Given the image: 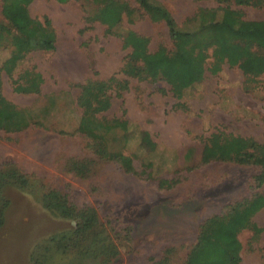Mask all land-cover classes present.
<instances>
[{"label": "rangeland", "instance_id": "1", "mask_svg": "<svg viewBox=\"0 0 264 264\" xmlns=\"http://www.w3.org/2000/svg\"><path fill=\"white\" fill-rule=\"evenodd\" d=\"M151 2L165 7L177 26L188 31L194 28L192 19L199 8L217 7L213 0ZM1 5L2 0L0 25H7ZM231 8L246 20H264V8ZM28 9L32 18L53 28L55 49L28 54L11 77L0 70V93L17 106L32 109L47 129L0 131V169L12 165L34 184L33 195L0 180L1 193L9 200L0 228V264H34L30 260L34 244L73 226L43 208L39 198L48 190H56L68 205L89 206L97 213L99 224L87 238L89 248L84 253L89 256L80 259L83 264L99 262L98 252L109 256L116 252L110 264H186L206 219L264 191V185L247 182L251 168L219 161L230 136L264 144V73L246 91L245 77L238 68L224 65L217 74L206 70L194 79L198 84L177 99L162 80L142 82L120 73L129 51L119 37L106 33L105 25L86 21L89 8L85 1L32 0ZM120 28L146 36L151 51L164 46L172 52L180 43L185 46L180 40L175 45L164 23L145 15L133 24L123 20ZM0 54L5 59L8 51ZM210 62L211 58L205 66ZM32 67L43 79L39 94L23 92L17 79ZM112 76L127 79L128 89L121 98L113 95L104 115L118 118L125 112L144 137L153 141L156 154L154 167L148 171L150 178L140 174L143 168L137 160L134 165L140 175L125 174L116 163L95 156L89 140L72 133L80 117L75 105L77 85ZM59 130L67 133L59 134ZM188 150L192 157L185 160ZM160 178L175 181V185L161 190L157 187ZM254 222L262 232L256 241L248 230L239 234V264H264V208ZM109 243L110 248L99 249ZM60 262L55 258L47 264Z\"/></svg>", "mask_w": 264, "mask_h": 264}, {"label": "trees", "instance_id": "2", "mask_svg": "<svg viewBox=\"0 0 264 264\" xmlns=\"http://www.w3.org/2000/svg\"><path fill=\"white\" fill-rule=\"evenodd\" d=\"M31 1L2 0L1 15L7 25H0V53L7 50L8 54L5 59L0 54V70L10 77L28 54L55 49L56 34L53 28L48 22L43 23L30 16L28 7ZM56 1H85L89 8L85 11L86 21L105 25L106 33L119 37L123 48L129 51L120 73L142 82L162 80L169 85L173 97L177 99L198 84L194 79L206 70L217 74L224 65L238 68L245 77L243 89L246 91L264 73V20H246L231 8L232 5L264 8V0H213L217 7L199 8L192 19L195 25L191 31L180 29L168 10L151 0H131L130 3L125 0ZM144 15L153 22L164 23L175 45L180 40L185 46L177 43L178 47L172 52L164 46L151 51L146 36L120 28L123 20L133 24ZM209 58L211 62L206 67ZM17 79L22 84L23 92L40 93L43 79L33 67L23 70ZM77 87L79 92L75 105L80 110V117L72 133L89 140L95 156L116 163L125 174H143L150 178L151 172L148 171L154 167L153 156L156 154L153 141L144 137L138 125L124 116L125 112L118 118L109 119L104 115L111 107L113 95L121 98L122 92L128 89V80L115 76L106 80L90 79ZM42 115L46 117L48 111H42ZM34 126L47 129L44 121L36 117L32 109L19 107L0 93V131L20 133ZM57 133L67 132L59 130ZM226 143L219 161L251 168L247 182L264 185V144L241 136H230ZM192 153V150H188L185 160H190ZM136 160L143 173L137 172L134 165ZM0 180L3 185L25 192L31 191L34 186L30 177L12 165L0 169ZM173 185L175 181L160 178L157 187L169 190ZM31 193L34 195V192ZM61 197L56 190H48L39 200L46 211L72 222L73 226L34 244L30 255L34 264H44V261L47 264L55 258L62 260L59 264H83L80 259L85 260L89 256L84 251L89 248L87 238L94 235L99 224L97 213L89 206L68 205ZM61 203H64V208ZM8 208L9 200L0 190V228L5 224ZM263 208L264 191L244 197L232 203L226 213L206 219L187 255L186 264H239L242 250L239 234L248 230L252 233V240L259 239L262 230L254 222V216ZM93 240L91 238L89 242ZM102 246L108 249L112 245L104 244L99 249ZM114 254L109 256L98 252L95 257L100 261L92 264H110L112 258L117 256L116 252Z\"/></svg>", "mask_w": 264, "mask_h": 264}]
</instances>
